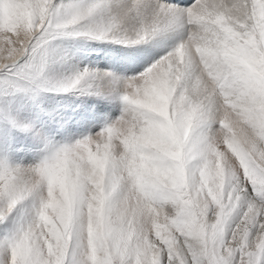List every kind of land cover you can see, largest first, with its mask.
I'll use <instances>...</instances> for the list:
<instances>
[{"label": "snow or ice", "instance_id": "obj_1", "mask_svg": "<svg viewBox=\"0 0 264 264\" xmlns=\"http://www.w3.org/2000/svg\"><path fill=\"white\" fill-rule=\"evenodd\" d=\"M0 264H264V0H0Z\"/></svg>", "mask_w": 264, "mask_h": 264}]
</instances>
